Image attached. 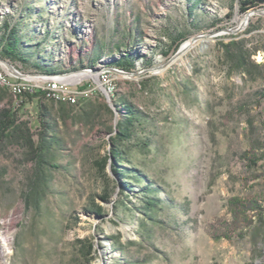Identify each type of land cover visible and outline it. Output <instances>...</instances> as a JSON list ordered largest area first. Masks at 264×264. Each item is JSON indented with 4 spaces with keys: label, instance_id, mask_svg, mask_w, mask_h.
<instances>
[{
    "label": "rangeland",
    "instance_id": "rangeland-1",
    "mask_svg": "<svg viewBox=\"0 0 264 264\" xmlns=\"http://www.w3.org/2000/svg\"><path fill=\"white\" fill-rule=\"evenodd\" d=\"M250 10L237 0H0V33L16 26L29 60L5 61L38 76L21 82L37 92L43 76L60 77L82 92L38 111L0 86V114L18 126L0 138V264H264V220L229 240L210 235L232 219L230 198L264 193V5ZM233 38L255 51L251 75L224 61L219 44ZM83 71L97 76L75 79ZM125 103L147 123L137 147H122L124 178L111 160L98 164ZM42 142L38 168L31 150ZM245 152L261 160L250 166ZM146 188L162 202L154 220L142 214Z\"/></svg>",
    "mask_w": 264,
    "mask_h": 264
},
{
    "label": "trees",
    "instance_id": "trees-1",
    "mask_svg": "<svg viewBox=\"0 0 264 264\" xmlns=\"http://www.w3.org/2000/svg\"><path fill=\"white\" fill-rule=\"evenodd\" d=\"M239 3V9L242 13L247 12L253 8H260L264 5V0H237ZM23 41L19 36V32L16 26H10L6 23L2 25L0 33V59L9 61H23L28 62L29 60L24 58L22 54ZM220 48L223 52V58L228 65L231 72L236 71L243 74L251 75V56L255 54V51L248 48L244 40H236L233 38L231 41L224 43L221 42ZM116 65L120 67L122 71H129L132 69V64L130 62H118ZM37 68H40L38 66ZM48 74L53 73V71L48 70ZM5 91V89L0 88V92ZM11 95V94H10ZM47 95V90L25 91L21 95L15 98L13 95L11 97L17 102L20 101L22 104L26 100L36 99L38 101V106L36 108L38 111L45 109L43 101H50L53 105L65 106L63 102L55 101ZM26 99V100H25ZM68 104V103H67ZM70 105V104H69ZM124 115L120 120H118L114 134L109 139L108 143L110 145V151L108 156L99 162V166L103 170V166L107 160H111L114 166L113 173L122 177H131L125 171L127 169L119 170L122 163H132L127 157L126 150L122 147L126 146L130 150V147H137V144L133 143V139L137 137V132L140 128L146 126V119L144 115L135 109L131 104L125 103L122 107ZM18 129L16 125V118L13 114L8 111H4L0 114V138H10L12 134ZM48 144L42 142L34 146L31 150V155L38 165V168L47 164L44 161V156L48 152ZM129 147V148H128ZM138 147L141 149L148 147L146 143L139 144ZM241 159L250 166H256L258 161L261 160L260 157L255 156L251 152H245L241 155ZM122 171V172H121ZM249 178H244L243 183L246 185L249 183ZM150 188H146L144 197L142 198V214L150 220H154L152 214L157 210L162 209V202L158 199ZM106 200V199H104ZM228 210L232 215V219L222 226V230L216 234L215 232H210L213 239L219 240L221 238L231 239L234 236H239L243 231L250 229L257 220H264V193L260 196H247L232 197L228 201ZM101 208H96V213H100ZM82 251L84 254H90L89 248L83 246Z\"/></svg>",
    "mask_w": 264,
    "mask_h": 264
},
{
    "label": "bare ground",
    "instance_id": "bare-ground-1",
    "mask_svg": "<svg viewBox=\"0 0 264 264\" xmlns=\"http://www.w3.org/2000/svg\"><path fill=\"white\" fill-rule=\"evenodd\" d=\"M252 13L253 12H251L250 15ZM250 15H249V17H250ZM192 45H193V42L191 40H188L185 43H183L182 46L179 49L180 55L185 53L189 48H191ZM90 75H92V76H94L96 78L97 73H93V74H88L86 72L79 73V74H76V76H79V77L74 76V78L76 77L75 79H82V78H85V77H89ZM43 77H47V79L59 80V81H62V79H63V78H60V77H55V78H51V77H48V76H43ZM71 79H73V78H71ZM15 82H18V83H15ZM0 86L1 87H7V89L11 90L10 93L15 98H17V96L21 95L23 92H25L27 90V89H23V90H21V92H18L19 89H21V82L20 81H5L2 78H0ZM27 91H32V90L28 89ZM50 97H52V99H54L55 101H59V102H65V103H68V104H75L76 103V99L72 101V100H70V98H61L58 95H51ZM5 236L6 235H1L0 236L1 240H3L5 243H8V238L5 237ZM2 253H4V251H2Z\"/></svg>",
    "mask_w": 264,
    "mask_h": 264
},
{
    "label": "built area",
    "instance_id": "built-area-1",
    "mask_svg": "<svg viewBox=\"0 0 264 264\" xmlns=\"http://www.w3.org/2000/svg\"><path fill=\"white\" fill-rule=\"evenodd\" d=\"M0 78L4 79L5 81H15L11 79V76H9L1 66H0ZM99 79L103 83L106 84L109 83L108 76L105 73H99ZM45 82L47 83V86L43 89L47 90V95H58L61 98H70V100L72 101L75 100L76 97H78L79 95H82V92L78 90L77 91L68 90L67 84L64 81L48 79L45 80ZM23 89H30V88H27L25 84L21 82V89H19L18 92H21V90Z\"/></svg>",
    "mask_w": 264,
    "mask_h": 264
},
{
    "label": "water",
    "instance_id": "water-1",
    "mask_svg": "<svg viewBox=\"0 0 264 264\" xmlns=\"http://www.w3.org/2000/svg\"><path fill=\"white\" fill-rule=\"evenodd\" d=\"M251 12H258L257 10H250L246 13V20H248L249 15ZM206 36H199V37H195L192 38L191 41L194 43L196 42L198 39L204 38ZM177 54H180L179 52ZM0 66L6 71V73L11 76L12 80L15 81H21V80H26V79H32V78H36L38 77L37 75H31V74H22L20 73L18 70L14 69L12 65H10L8 62H6L3 59H0ZM83 72H90V71H83ZM128 75H134V74H128ZM42 77V76H39Z\"/></svg>",
    "mask_w": 264,
    "mask_h": 264
},
{
    "label": "crops",
    "instance_id": "crops-1",
    "mask_svg": "<svg viewBox=\"0 0 264 264\" xmlns=\"http://www.w3.org/2000/svg\"><path fill=\"white\" fill-rule=\"evenodd\" d=\"M43 102H44L43 105H45V106H52L53 105L46 100ZM27 104H28V106H38V101L36 99L26 100L25 105H27ZM53 106H55V105H53Z\"/></svg>",
    "mask_w": 264,
    "mask_h": 264
}]
</instances>
